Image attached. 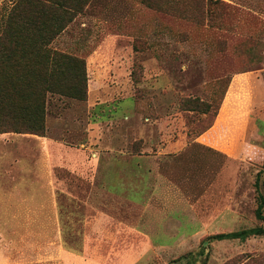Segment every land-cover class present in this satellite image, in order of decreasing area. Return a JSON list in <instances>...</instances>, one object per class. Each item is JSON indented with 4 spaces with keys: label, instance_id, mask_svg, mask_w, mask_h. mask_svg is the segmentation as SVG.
<instances>
[{
    "label": "rangeland",
    "instance_id": "374dc122",
    "mask_svg": "<svg viewBox=\"0 0 264 264\" xmlns=\"http://www.w3.org/2000/svg\"><path fill=\"white\" fill-rule=\"evenodd\" d=\"M201 1L91 0L46 41L48 51L83 63L88 92L83 101L48 93L44 138L95 163L72 168L59 158L53 182L45 152L42 184L58 189L66 246L89 232L100 243L92 250L103 249L101 264H264V236L214 239L264 228L256 216L264 183L263 175L256 185L264 157V19ZM14 6L0 0V32ZM29 52L22 61L30 72L40 61ZM250 72V82L239 78ZM196 101L214 107L206 113ZM10 141L0 147V172L13 179L0 183L32 187L36 181L18 177L26 170L34 178V159H24L21 137ZM100 209L102 238L98 221L88 225Z\"/></svg>",
    "mask_w": 264,
    "mask_h": 264
},
{
    "label": "trees",
    "instance_id": "16d2710c",
    "mask_svg": "<svg viewBox=\"0 0 264 264\" xmlns=\"http://www.w3.org/2000/svg\"><path fill=\"white\" fill-rule=\"evenodd\" d=\"M14 1L15 6L6 16V22L0 32V134L44 137L48 93L83 101L86 100L88 92V78L83 63L69 55L48 51L45 49L48 44L46 41H52L56 32L60 34L64 31L91 0ZM202 2L207 4L206 6L210 5V1ZM199 4L200 0H195V5L200 7ZM40 31L47 35L42 37ZM52 31L53 34L50 35ZM28 50L29 55H36L40 61L36 68H30V72L27 71L28 65L22 61L23 57L28 55ZM35 50L37 54L33 52ZM51 65L56 68L51 70ZM195 103L204 106L206 113L214 107L212 103ZM195 110L198 108L192 111ZM214 114L218 116V112ZM260 166L262 169L256 181L258 188L264 175V157ZM263 190L264 183L263 189L259 190L256 216L264 222ZM252 236H264V228L219 234L214 239L223 241L247 239ZM255 262L257 264L259 261Z\"/></svg>",
    "mask_w": 264,
    "mask_h": 264
},
{
    "label": "crops",
    "instance_id": "0c3cea01",
    "mask_svg": "<svg viewBox=\"0 0 264 264\" xmlns=\"http://www.w3.org/2000/svg\"><path fill=\"white\" fill-rule=\"evenodd\" d=\"M220 1L241 6L264 19V0ZM252 75L256 76V74L250 72L239 75V78L243 76L241 79L250 82ZM258 75L264 76V70L260 71ZM210 132L205 135H208ZM215 134L210 135L213 137ZM205 135H202L200 139L202 140ZM14 137H21V140L24 141V159H34V178L24 170V174H22V177L19 176L18 179L25 182L27 180L29 182L36 181V183L32 187L30 183L28 187L26 182L21 187L14 188L4 187L0 183V264H101L99 258L102 259L100 255L103 254L100 252H103V249L99 252L92 250L93 248L91 247L95 246V243L99 245L100 243L95 240L92 241L93 238H91L89 232H86L82 240L78 241L77 247L66 246L62 235V225L60 224L61 210L58 204L59 195L56 193L58 189H56L55 183L52 186L56 190L43 188L42 184L44 179L48 180L49 178V170L46 171V178L43 176L45 174L43 171V155L45 156V152H48L49 162L51 161L50 171L52 170V181L54 179L53 168L55 165H60L59 163L61 162L59 158H66V166L72 168H85L95 162L85 158L86 154H82L77 149L61 147L59 146V142L39 136L0 134V147L2 144L10 146L12 143L10 140ZM209 145L215 147L213 144ZM64 153L67 156H64ZM75 155H79L80 157L74 158ZM131 162L139 164V161L135 162V160H131ZM136 171H134V174H138ZM83 172L84 170H82ZM12 177L13 173L10 170L0 172V181L2 182L5 179L11 181ZM101 192L105 195V191L101 190ZM81 209L82 212L85 211L87 213L96 211L92 206H83ZM97 213L96 216L90 219L88 225L91 226L92 223L98 221L100 223L99 226H102L98 236L102 238L106 233V211H101L100 209ZM45 230L49 231L50 240L44 239L43 234ZM102 232H104V235L101 234ZM27 234H29V237ZM117 241L119 243V240ZM82 245L83 248L81 247Z\"/></svg>",
    "mask_w": 264,
    "mask_h": 264
}]
</instances>
